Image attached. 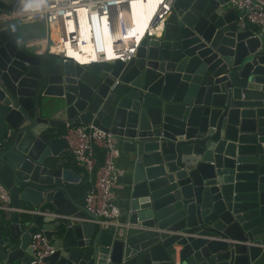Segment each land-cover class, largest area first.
<instances>
[{"label": "water", "instance_id": "obj_1", "mask_svg": "<svg viewBox=\"0 0 264 264\" xmlns=\"http://www.w3.org/2000/svg\"><path fill=\"white\" fill-rule=\"evenodd\" d=\"M226 1L173 0L126 61L82 65L28 52L0 18V264H27L35 230L54 246L43 264H264V30ZM67 122L117 136L119 232L66 186Z\"/></svg>", "mask_w": 264, "mask_h": 264}, {"label": "built area", "instance_id": "obj_2", "mask_svg": "<svg viewBox=\"0 0 264 264\" xmlns=\"http://www.w3.org/2000/svg\"><path fill=\"white\" fill-rule=\"evenodd\" d=\"M29 1V0H28ZM131 0H38L36 9L25 7L21 0H10L8 8L0 9V18L9 19L18 25L28 22H39L42 24V35L35 39L42 45V50H36L37 54H52L55 56L68 57L72 61L82 65L97 59H90L85 62L76 61L73 57L66 55L65 52L51 49L52 40L49 36V28L52 23L58 27L61 39L67 40L72 47L76 45V34L78 30L76 24L79 22L76 16L77 9L87 10V19L92 20L94 13L102 14L106 11L109 24H114L116 13L127 7ZM173 0H159L148 21V26L142 36L135 41L134 45L122 55L114 56L110 59L98 58L106 61L116 59L126 61L134 54L139 40L146 35L159 34L154 32V28L160 22L159 30L162 29L166 14L171 9ZM120 2L119 4H116ZM228 6L235 11V22L237 25L253 27L257 30H264V0H227ZM40 9V11H39ZM105 10V11H103ZM103 11V12H101ZM121 17V16H120ZM119 17V18H120ZM71 18V19H69ZM98 31L100 23L95 17ZM71 20L73 29L68 31L66 22ZM67 28V31H66ZM76 28V29H75ZM150 29H152L150 31ZM99 34V33H98ZM32 38V37H31ZM26 39V38H25ZM114 41L113 43H115ZM27 50H35L32 41H25ZM113 50L117 47L113 46ZM65 139L64 150L69 153L76 164L81 166L88 175L92 176V182L86 189L83 199V206L93 213L96 218H90L92 222L114 225L115 230H121L119 221L121 208L115 201L114 189L120 187L119 178L124 169L117 164L120 154L117 136L110 131H106L98 126L88 123H69L67 122L62 133ZM100 151L101 159L97 162L94 149ZM12 209L8 190L0 180V211L6 217ZM31 249V260L27 264H43V258L52 253L54 246L50 243L40 230H35L30 234L28 243Z\"/></svg>", "mask_w": 264, "mask_h": 264}, {"label": "bare ground", "instance_id": "obj_3", "mask_svg": "<svg viewBox=\"0 0 264 264\" xmlns=\"http://www.w3.org/2000/svg\"><path fill=\"white\" fill-rule=\"evenodd\" d=\"M25 7L36 9L38 0H21ZM159 0H131L127 7L122 11L117 12L114 17V24H109L107 20V13L92 15V20L87 19V10L85 8L77 9L76 16L79 22L76 24L78 35L76 40L78 42L75 46L61 39L59 29L52 23L49 28V36L52 40L51 49L65 52L66 55L73 57L76 61L85 62L90 59L107 58L110 59L117 55H122L130 49L135 41L142 36V33L148 26V21ZM117 2L116 4H119ZM39 9V11H40ZM101 11V12H103ZM121 16V17H120ZM95 17L98 18L100 29L96 26ZM120 17V18H119ZM71 19V18H69ZM68 31L73 29L71 20L66 22ZM160 22L154 28V32L158 33ZM66 28V31H67ZM76 29V28H75ZM152 29H150L151 31ZM99 33V34H98ZM116 41L115 43H113ZM113 46L117 50H113Z\"/></svg>", "mask_w": 264, "mask_h": 264}, {"label": "crops", "instance_id": "obj_4", "mask_svg": "<svg viewBox=\"0 0 264 264\" xmlns=\"http://www.w3.org/2000/svg\"><path fill=\"white\" fill-rule=\"evenodd\" d=\"M22 24L28 25V29L24 30L22 28ZM38 25H40V26H38ZM18 29L20 31L19 32L20 41H22L24 46H25V41H27V40L33 42V48L35 50H32V49L31 50H27L26 49L28 52L37 54V51H36L37 49L38 50H42L43 49L42 45L35 39L36 37L41 36V33H42V24L41 23H39V22L21 23V24L18 25ZM64 128H65L64 126L63 127L62 126L54 127L55 134L56 135H60L61 133H63ZM57 159L61 161L62 165H65V166L71 168L73 171H75L76 173L79 174L78 182L76 184H68V183H66L67 187L76 186L81 181L86 182L88 187L90 186V184L92 182V176L93 175L92 174L88 175L86 173V171L81 166H79L78 164L75 163L73 157L69 153H67L64 150V154L62 156H60V157H57ZM117 164L124 169L123 174L119 178L120 187L114 189L115 201L121 208V206L123 205V201H122V198H121V188H122L123 183L127 180V169H128L126 167V163L123 160L122 153H120L118 158H117ZM73 194H76V192H73ZM118 219L120 220L119 216H118ZM1 231L4 232L5 230L2 229ZM16 264H21V263L17 262Z\"/></svg>", "mask_w": 264, "mask_h": 264}, {"label": "trees", "instance_id": "obj_5", "mask_svg": "<svg viewBox=\"0 0 264 264\" xmlns=\"http://www.w3.org/2000/svg\"><path fill=\"white\" fill-rule=\"evenodd\" d=\"M94 151H95V155H96V157H97V162H100L101 154H100L99 149L95 148ZM87 187H88V185H87V183L84 182V181H81V182H79V183L76 185L77 190H86ZM1 219L4 221V219L2 218V212L0 211V220H1Z\"/></svg>", "mask_w": 264, "mask_h": 264}, {"label": "rangeland", "instance_id": "obj_6", "mask_svg": "<svg viewBox=\"0 0 264 264\" xmlns=\"http://www.w3.org/2000/svg\"><path fill=\"white\" fill-rule=\"evenodd\" d=\"M38 26H40V25H38ZM22 28L25 30V29H28V25H26V24H22ZM43 31V30H42ZM41 32V31H40ZM39 32V33H40ZM41 35H42V33H41Z\"/></svg>", "mask_w": 264, "mask_h": 264}]
</instances>
